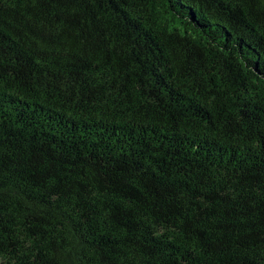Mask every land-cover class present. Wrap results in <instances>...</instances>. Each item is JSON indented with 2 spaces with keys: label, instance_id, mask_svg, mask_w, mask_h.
<instances>
[{
  "label": "trees",
  "instance_id": "1",
  "mask_svg": "<svg viewBox=\"0 0 264 264\" xmlns=\"http://www.w3.org/2000/svg\"><path fill=\"white\" fill-rule=\"evenodd\" d=\"M0 264H264V0H0Z\"/></svg>",
  "mask_w": 264,
  "mask_h": 264
}]
</instances>
